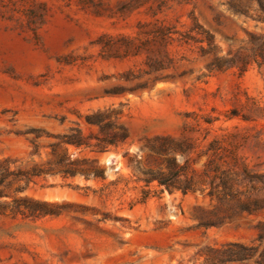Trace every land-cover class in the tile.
Returning <instances> with one entry per match:
<instances>
[{"label": "rangeland", "instance_id": "374dc122", "mask_svg": "<svg viewBox=\"0 0 264 264\" xmlns=\"http://www.w3.org/2000/svg\"><path fill=\"white\" fill-rule=\"evenodd\" d=\"M0 264H264V0H0Z\"/></svg>", "mask_w": 264, "mask_h": 264}, {"label": "trees", "instance_id": "16d2710c", "mask_svg": "<svg viewBox=\"0 0 264 264\" xmlns=\"http://www.w3.org/2000/svg\"><path fill=\"white\" fill-rule=\"evenodd\" d=\"M210 37H211V36L209 35V38H210ZM209 41H210V40H209ZM244 66H245V65H244ZM240 68H241V70L243 69L242 66H241ZM244 173H245V175L248 174L246 170H244ZM155 177H156V176H155ZM155 177H154V179H157L160 185H164L167 189H169V191H171V188H170L171 184H167L166 180L161 179V178H159L158 176H157L156 178H155Z\"/></svg>", "mask_w": 264, "mask_h": 264}]
</instances>
